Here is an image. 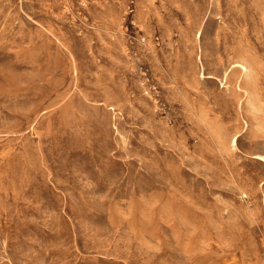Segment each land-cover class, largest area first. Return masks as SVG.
I'll return each mask as SVG.
<instances>
[{"label": "rangeland", "instance_id": "obj_1", "mask_svg": "<svg viewBox=\"0 0 264 264\" xmlns=\"http://www.w3.org/2000/svg\"><path fill=\"white\" fill-rule=\"evenodd\" d=\"M0 264H264V0H0Z\"/></svg>", "mask_w": 264, "mask_h": 264}, {"label": "bare ground", "instance_id": "obj_2", "mask_svg": "<svg viewBox=\"0 0 264 264\" xmlns=\"http://www.w3.org/2000/svg\"><path fill=\"white\" fill-rule=\"evenodd\" d=\"M235 143H236V141H235ZM235 143H234V144H235Z\"/></svg>", "mask_w": 264, "mask_h": 264}]
</instances>
